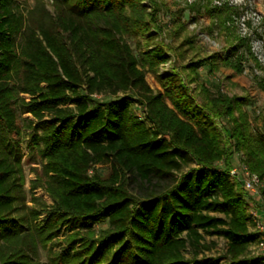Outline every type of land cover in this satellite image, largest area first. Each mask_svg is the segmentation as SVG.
Returning <instances> with one entry per match:
<instances>
[{
  "label": "trees",
  "instance_id": "obj_1",
  "mask_svg": "<svg viewBox=\"0 0 264 264\" xmlns=\"http://www.w3.org/2000/svg\"><path fill=\"white\" fill-rule=\"evenodd\" d=\"M51 5L52 14L43 5L24 14L0 0V264H42L38 251L62 228L67 234L47 264H213L196 254L213 235L226 239L229 264H244L258 238L250 230L253 199L228 172L238 155L264 180V114L254 129L242 109L249 97L208 80L215 54L159 73L172 48L156 0ZM186 9L209 14L230 49L221 64L241 73L252 53L234 29L238 11L209 0ZM139 37L151 43L136 56L129 40ZM146 72L161 91L149 87ZM258 87L264 91V77ZM22 114L36 120L32 142L44 162L31 189L42 188L52 203L14 214L25 196ZM96 165H107V174ZM134 181L144 194L131 192Z\"/></svg>",
  "mask_w": 264,
  "mask_h": 264
},
{
  "label": "rangeland",
  "instance_id": "obj_2",
  "mask_svg": "<svg viewBox=\"0 0 264 264\" xmlns=\"http://www.w3.org/2000/svg\"><path fill=\"white\" fill-rule=\"evenodd\" d=\"M161 6L160 20L163 28L162 39L168 44L171 51V60L159 66V73L168 72L172 66L181 67L198 59L206 58L210 55H217L216 72L208 77V80L217 82L220 92L233 96L249 97L248 102L242 109L248 114V118L254 129L261 128L259 117L264 114V91L258 87V82L264 77V3L263 0H209L212 7H222L226 4L235 8L239 15L234 18V29L236 34L245 36L250 40L252 56L243 62V71L235 73L231 68L223 66L221 60L230 56V49L225 43V36L217 27H212L209 14L201 9L198 13H190L186 8L188 4L195 0H156ZM43 5L49 13H53L51 0H12L13 9L26 14L36 6ZM153 31L151 32V34ZM151 43L146 37L130 39L129 44L133 53L137 56L143 51L147 44ZM242 50V49H241ZM240 50V51H241ZM239 51V52H240ZM254 58L259 62L261 68L254 64ZM186 74V73H183ZM145 80L153 92L161 91L155 77L146 72ZM201 80L191 83L195 87ZM197 90L194 91V94ZM22 96L28 100L27 95ZM140 108L136 107L135 112L139 113ZM140 114V113H139ZM36 125V120L30 114H22L18 119L19 128V147L22 154V171L24 175L25 196L18 202L17 211L14 214H23L25 208L44 207L50 205L52 201L42 188L31 189V182L35 177L42 175L43 160L37 154L32 142V134ZM242 164L240 156H235L231 168ZM195 166L189 164L181 169L186 171ZM230 168V169H231ZM95 169L107 174V165H96ZM92 171V170H91ZM90 171V172H91ZM132 193L142 195L145 189L138 183L132 182L130 186ZM257 193L249 195L253 199L251 209L253 212L260 209L262 212L263 204L261 199L264 197V180L257 188ZM250 209V210H251ZM259 210V211H260ZM259 212H257L258 214ZM261 221L262 218L260 219ZM263 237L264 232L259 233L253 225L250 229ZM67 234L62 228L57 239H54L47 249L38 251V260L42 264H47V253L49 250L56 252L61 248L60 241ZM257 238V239H258ZM256 239V240H257ZM249 247L245 256L244 264H264V253L258 248L257 241ZM203 243L208 246L207 250L196 252L197 258H213V264H229L225 250L227 241L223 235L205 236ZM192 252L185 251L186 258L192 257Z\"/></svg>",
  "mask_w": 264,
  "mask_h": 264
},
{
  "label": "built area",
  "instance_id": "obj_3",
  "mask_svg": "<svg viewBox=\"0 0 264 264\" xmlns=\"http://www.w3.org/2000/svg\"><path fill=\"white\" fill-rule=\"evenodd\" d=\"M229 179L232 181L240 182L243 189L248 192L250 195H254L257 193V188L261 185V179L254 173H251L243 164H239L236 167H233L228 172ZM261 202L264 206V197L261 199ZM250 210V216L252 222L254 223L255 228L259 233L264 232V211ZM264 210V207H263ZM257 212H259L257 214ZM262 218L263 221L260 219ZM257 246L264 253V240L263 237L260 236L257 239Z\"/></svg>",
  "mask_w": 264,
  "mask_h": 264
}]
</instances>
